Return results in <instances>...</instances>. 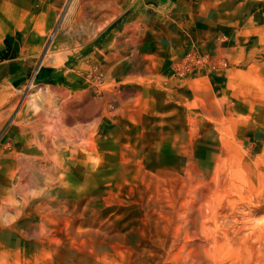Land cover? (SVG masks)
I'll list each match as a JSON object with an SVG mask.
<instances>
[{"label": "rangeland", "instance_id": "obj_1", "mask_svg": "<svg viewBox=\"0 0 264 264\" xmlns=\"http://www.w3.org/2000/svg\"><path fill=\"white\" fill-rule=\"evenodd\" d=\"M168 33L134 0H0V264H264V49Z\"/></svg>", "mask_w": 264, "mask_h": 264}, {"label": "crops", "instance_id": "obj_2", "mask_svg": "<svg viewBox=\"0 0 264 264\" xmlns=\"http://www.w3.org/2000/svg\"><path fill=\"white\" fill-rule=\"evenodd\" d=\"M134 5L156 11L168 36L186 33L229 62L252 61L264 49V0H134Z\"/></svg>", "mask_w": 264, "mask_h": 264}, {"label": "built area", "instance_id": "obj_3", "mask_svg": "<svg viewBox=\"0 0 264 264\" xmlns=\"http://www.w3.org/2000/svg\"><path fill=\"white\" fill-rule=\"evenodd\" d=\"M219 64L224 65V60H220ZM211 60L205 54L200 53L197 49H188L180 59L173 61L171 65V72L175 75H182L185 73L201 72L204 68L209 66ZM212 66V65H211ZM214 67V65L212 66Z\"/></svg>", "mask_w": 264, "mask_h": 264}]
</instances>
